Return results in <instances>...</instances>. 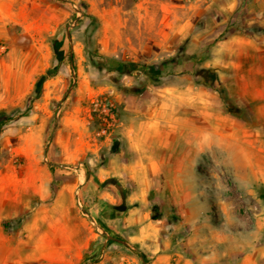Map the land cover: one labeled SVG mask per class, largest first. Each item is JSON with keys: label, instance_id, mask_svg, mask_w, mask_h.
Masks as SVG:
<instances>
[{"label": "rangeland", "instance_id": "rangeland-1", "mask_svg": "<svg viewBox=\"0 0 264 264\" xmlns=\"http://www.w3.org/2000/svg\"><path fill=\"white\" fill-rule=\"evenodd\" d=\"M208 2L0 0V115L12 118L0 119V264H92L109 244L123 264H264V135L245 134L252 119L226 116L224 135L193 136L189 199L128 192L121 211L108 202H122L105 181L116 178L126 71L159 84H182L191 71L221 93L215 80L226 71L198 56L185 66L186 49L201 52L193 35L218 21ZM229 102L226 114L246 117ZM113 213L120 219L105 222Z\"/></svg>", "mask_w": 264, "mask_h": 264}, {"label": "crops", "instance_id": "crops-1", "mask_svg": "<svg viewBox=\"0 0 264 264\" xmlns=\"http://www.w3.org/2000/svg\"><path fill=\"white\" fill-rule=\"evenodd\" d=\"M207 7L218 9V21L204 24L198 36L193 35L191 39L201 52L196 50L194 55L193 50L186 49L189 60L185 66L192 67L196 62L193 56H198L207 70L226 71L215 80L221 93L208 82H194L191 71L186 74L190 78L182 84L146 83L142 74L124 73L125 89L117 95L121 100L114 129L117 144L112 152L116 174L112 178L116 184L109 183L117 187L120 196L122 187L125 195L130 193L129 198L145 199L154 191V198L163 201L189 199L184 179L185 168L193 169L191 157L186 156V151L192 150L193 136L207 137L211 128L224 135L226 116L239 126L247 125L240 116L226 114L229 98L234 110L246 113L245 118L254 121L250 128H244L245 134L264 135V0H209ZM212 120L215 127L210 124ZM90 181L88 178L86 182ZM104 192L100 196L110 198ZM13 200L20 202L17 198ZM108 202L113 208L117 206ZM89 212L94 219L100 217L99 208ZM118 219L120 215L116 213L104 218L105 222ZM46 240L44 236L42 259L52 243ZM114 246L107 245L104 259L92 264H123L125 257L112 254Z\"/></svg>", "mask_w": 264, "mask_h": 264}, {"label": "water", "instance_id": "water-1", "mask_svg": "<svg viewBox=\"0 0 264 264\" xmlns=\"http://www.w3.org/2000/svg\"><path fill=\"white\" fill-rule=\"evenodd\" d=\"M106 183H113V184H116V180L114 179V178H109V179H107L106 181H105ZM119 190L121 191V197H122V203L120 204V205H117V206H115L114 208L115 209H117V210H124L125 208H126V205H125V200H126V195H125V192H124V190H123V188L122 187H119ZM105 234H106V232H104ZM108 238H111L112 239V237H110V236H108ZM114 239V238H113ZM115 241H118V242H122V243H124V244H127V242L126 241H121L120 239H114Z\"/></svg>", "mask_w": 264, "mask_h": 264}, {"label": "trees", "instance_id": "trees-1", "mask_svg": "<svg viewBox=\"0 0 264 264\" xmlns=\"http://www.w3.org/2000/svg\"><path fill=\"white\" fill-rule=\"evenodd\" d=\"M134 67H135V65H134ZM126 72H128V71H126ZM29 109V108H28ZM239 115V114H238ZM240 116V118H242L244 121H246L247 122V119L244 117V116H241V115H239ZM0 119L1 120H5V121H9V120H11L12 118L11 117H6L4 114H1L0 115ZM262 196H264L263 194H262ZM142 256V255H141ZM142 258H143V256H142Z\"/></svg>", "mask_w": 264, "mask_h": 264}, {"label": "built area", "instance_id": "built-area-1", "mask_svg": "<svg viewBox=\"0 0 264 264\" xmlns=\"http://www.w3.org/2000/svg\"><path fill=\"white\" fill-rule=\"evenodd\" d=\"M114 121H116V115H115V113L112 112V113L110 114V124H113ZM78 204H79V206H81L79 200H78Z\"/></svg>", "mask_w": 264, "mask_h": 264}]
</instances>
